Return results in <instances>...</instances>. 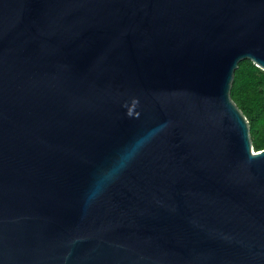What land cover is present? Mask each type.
<instances>
[{
  "label": "water",
  "instance_id": "1",
  "mask_svg": "<svg viewBox=\"0 0 264 264\" xmlns=\"http://www.w3.org/2000/svg\"><path fill=\"white\" fill-rule=\"evenodd\" d=\"M244 60L264 0H0V264H264Z\"/></svg>",
  "mask_w": 264,
  "mask_h": 264
},
{
  "label": "trees",
  "instance_id": "2",
  "mask_svg": "<svg viewBox=\"0 0 264 264\" xmlns=\"http://www.w3.org/2000/svg\"><path fill=\"white\" fill-rule=\"evenodd\" d=\"M231 95L248 120L254 151L264 150V72L244 60L234 73Z\"/></svg>",
  "mask_w": 264,
  "mask_h": 264
},
{
  "label": "clouds",
  "instance_id": "3",
  "mask_svg": "<svg viewBox=\"0 0 264 264\" xmlns=\"http://www.w3.org/2000/svg\"><path fill=\"white\" fill-rule=\"evenodd\" d=\"M134 157H135V153H131V154H129V155L125 158L124 166L126 167L127 164L130 163L132 159H134Z\"/></svg>",
  "mask_w": 264,
  "mask_h": 264
}]
</instances>
